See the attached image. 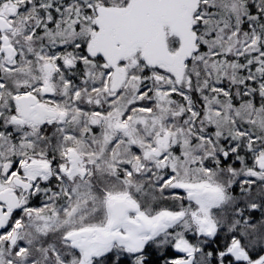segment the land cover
<instances>
[{
  "label": "snow or ice",
  "instance_id": "snow-or-ice-1",
  "mask_svg": "<svg viewBox=\"0 0 264 264\" xmlns=\"http://www.w3.org/2000/svg\"><path fill=\"white\" fill-rule=\"evenodd\" d=\"M0 264H264V0H0Z\"/></svg>",
  "mask_w": 264,
  "mask_h": 264
}]
</instances>
